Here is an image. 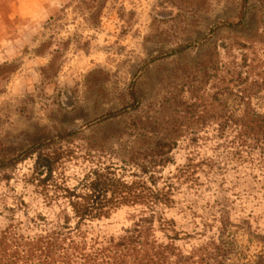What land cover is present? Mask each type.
Masks as SVG:
<instances>
[{
	"label": "rangeland",
	"instance_id": "rangeland-1",
	"mask_svg": "<svg viewBox=\"0 0 264 264\" xmlns=\"http://www.w3.org/2000/svg\"><path fill=\"white\" fill-rule=\"evenodd\" d=\"M243 3L58 0L33 20L15 19L13 1L0 0V233L25 227L32 217L57 218L64 201L48 203L53 190L39 185V172L48 167L69 189L90 169L110 164L129 182L133 175L151 181L143 169L157 145L170 143L175 149L165 168L149 169L159 173L160 190L191 158L213 159L224 144L218 118L244 107L219 95V83L204 68L217 48L224 59L222 46L256 34L259 0L250 1L255 8L242 32L222 26L238 21ZM253 105L264 111V99ZM207 175L216 182L199 192L182 188L165 218L191 232L190 208L209 226L212 216H227L228 264H264L262 186L231 169L220 175L206 167L201 181ZM140 211L123 207L90 229L117 236L136 224ZM218 232L212 233L218 238Z\"/></svg>",
	"mask_w": 264,
	"mask_h": 264
},
{
	"label": "trees",
	"instance_id": "trees-1",
	"mask_svg": "<svg viewBox=\"0 0 264 264\" xmlns=\"http://www.w3.org/2000/svg\"><path fill=\"white\" fill-rule=\"evenodd\" d=\"M250 1L244 0L236 23L222 26L242 32L255 8ZM256 8L261 14L256 34L222 46L224 59L217 48L214 62L204 68L205 76L212 75L219 83V95L232 96L244 107L242 112L236 109L218 118L216 135L224 144L215 148L213 159L191 158L160 190L154 182L159 173L149 169L165 168L166 156L175 149L170 143L157 145L149 166L143 169L151 181L133 175L135 179L129 182L118 175V166L110 164L90 169L69 189L60 178L63 175L48 167L47 172H39V185L53 190L51 198L46 196L48 203L63 200L64 206L55 220L37 216L29 218L25 227L21 223L4 229L0 233V264H228V245L223 239L230 222L227 216H212L214 224L209 226L207 221L198 223L203 217L190 208L194 219L191 232L177 228L176 221L165 216L182 188L199 192L205 184L211 187L216 182L210 174L206 182L201 181L206 167L220 175L230 169L242 172L264 190V111L253 105L264 99V0H259ZM63 160L56 158L54 163L60 165ZM123 207L141 210L131 229L117 236H102L90 229ZM214 230L219 231L218 238Z\"/></svg>",
	"mask_w": 264,
	"mask_h": 264
},
{
	"label": "crops",
	"instance_id": "crops-1",
	"mask_svg": "<svg viewBox=\"0 0 264 264\" xmlns=\"http://www.w3.org/2000/svg\"><path fill=\"white\" fill-rule=\"evenodd\" d=\"M15 6L14 18L28 17L33 20L45 17L47 9L45 8V15L42 16V7L56 3L58 0H12ZM48 4V5H47ZM1 18V16H0Z\"/></svg>",
	"mask_w": 264,
	"mask_h": 264
}]
</instances>
